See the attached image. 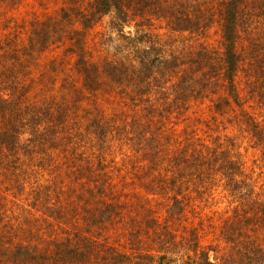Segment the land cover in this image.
Returning <instances> with one entry per match:
<instances>
[{"label":"trees","instance_id":"16d2710c","mask_svg":"<svg viewBox=\"0 0 264 264\" xmlns=\"http://www.w3.org/2000/svg\"><path fill=\"white\" fill-rule=\"evenodd\" d=\"M37 1L0 0V186L22 203L17 213L0 194V264H35L34 253L126 264L128 251L141 253L136 264H174L175 249L186 253L181 264H264V193L229 131L249 135L264 168V39L247 27L246 48L239 29L264 6ZM155 22L186 34L185 44L163 43ZM119 155L147 168L122 200L111 180ZM215 197L230 203L215 220L181 234L161 223L174 229Z\"/></svg>","mask_w":264,"mask_h":264},{"label":"rangeland","instance_id":"374dc122","mask_svg":"<svg viewBox=\"0 0 264 264\" xmlns=\"http://www.w3.org/2000/svg\"><path fill=\"white\" fill-rule=\"evenodd\" d=\"M32 1V0H31ZM40 0H38L37 2L39 3ZM54 0H44V3L48 6L47 8H57L55 6V3L53 2ZM61 1V0H59ZM187 2H190L191 0H186ZM251 1H253L256 4H262V6H264V0H248L249 3H251ZM34 2V1H33ZM36 2V4H37ZM35 4V5H36ZM36 7H38V4L36 5ZM43 9V8H42ZM41 9V10H42ZM261 9V8H260ZM259 11V10H258ZM247 17V16H245ZM243 17L244 19H242V22L239 24V29H240V35H241V40H240V45L244 44L246 45V48H249V30L252 33V35L257 39L258 38H262L264 39V37L262 36L264 34V14L261 13V17H254L251 20L247 19ZM112 21V17L108 16L104 19V25H107V27L111 24ZM156 24L152 27L153 31L155 33H158L161 35L163 43H165L166 45H173V44H177V47H182L185 43H183L184 37L188 38V36L186 34H182V33H172L171 30L169 29V27L167 26L166 23H164L163 25H161L159 22H155ZM249 27V30H247ZM13 28L7 29V31H11ZM101 27H99L94 33L101 31ZM246 30V31H244ZM127 31H131L129 28H126V32ZM94 33L92 34L90 41L93 42V36ZM189 40H187L188 43ZM248 42V43H246ZM241 49H245L243 47H241ZM244 51V50H243ZM245 73H242V81H244L245 79ZM111 110L110 107H108V111ZM168 117V116H166ZM204 118L209 117L208 114H205L204 116H202ZM173 119H176V117L173 115L172 117ZM260 120L263 121V118H261ZM264 123V122H263ZM181 125H183V123H181ZM174 131L175 134L178 135L179 132H181L182 130V126H179L178 124L176 126L173 127L172 129ZM230 133L234 136V138L236 139L237 142V146L239 147L240 153L242 154L243 157V161L245 164V169L246 172L249 174H252V170L254 171V177L256 179V187L257 190L260 193H264V168H262V164H261V158H260V153L259 151H257L256 149H254L250 143V137L247 133H243V131H240L238 128H230ZM198 133L200 135L203 134L202 130H198ZM117 161H118V165L122 166V170L118 171L117 169H115L114 171H111V180L112 178L114 179L115 182H117L116 185H118L116 187L117 190H119V194L122 196L121 200L124 199L125 194L129 193V195H131L133 193L132 189H131V180L132 178L138 177L139 174H144L147 173V168L143 166V169L138 168V167H134L132 165L134 164H141V162L139 161V159H137V161H129V157H126L125 155H119L116 157ZM127 160V161H125ZM146 168V169H145ZM41 183H45V180L42 179L40 181ZM0 194H2L5 199V203H7V205L11 208V206L13 205V209L16 210V212L18 213L19 208L21 207L22 203H18L17 201H15V197H13V191L9 190L7 188V186L5 185H1L0 186ZM124 190V191H123ZM126 192V193H125ZM118 194V192H116ZM110 196L111 193L109 194ZM7 199V200H6ZM71 203H69V207L71 208ZM68 205V204H67ZM199 207L196 209L195 215H188L185 217H181L177 223H176V227L173 229L171 223L167 220V219H162L161 223L163 225H169V228L173 231L176 230L178 234L181 233H188L190 231V229H193L195 227L199 226V223L202 219H208L211 218L213 220H215V218H218L220 216V214H222L224 211H226L229 207H230V203H228V201L225 199H220L219 197H215V199L213 198H207L205 200H203L200 204H198ZM30 208V207H29ZM157 208V207H156ZM34 210V208H31ZM39 215L42 216V213L38 212ZM82 214L83 211H81ZM35 216H38V214H36ZM26 220V224L31 223V220ZM79 221V218L77 219ZM43 222V221H42ZM131 224H135V223H131ZM119 227L120 225L117 224ZM40 227V224L38 222H36L35 225V229ZM43 230L41 232V236L44 237L43 239L48 240L52 237H49V233H50V228L45 227V224L42 226ZM205 227L209 228V225ZM151 234H147V231L145 234H142L144 237H148V236H154V234H156L154 231H150ZM52 234L55 235V232L52 231ZM157 235H161V236H165L168 237L169 234H157ZM187 235V234H185ZM127 237H130L129 235H126ZM184 237V236H181ZM178 237V240L181 238ZM126 239V238H125ZM37 241V240H34ZM123 241V240H122ZM125 241V240H124ZM159 241V240H158ZM39 242V241H38ZM145 244L148 243V239H145V241H143ZM210 241H206L205 243H209ZM204 243V244H205ZM173 253H168V255L171 257L172 260H174L175 258L178 257V261H176L174 264H181L182 260L180 259H185L187 260V258L183 255L186 253H180L177 252V249L173 250ZM119 254H124L126 256L129 257V260H127L125 263L126 264H136V262H142L141 260H139V254L141 253H132L131 251H128V253H119ZM165 254V253H160V255ZM191 255H193L194 253H190ZM228 256L230 255V253H227ZM242 253H239V255H241ZM34 255H38V257H41L40 259L34 261L35 264H71L72 262H61V263H54V261L51 259L49 260H45V256L44 253H34ZM218 255L220 257H225L226 253H218ZM232 257L235 256L237 258V256L235 254H231ZM65 259V258H64ZM63 260V259H62ZM94 264H100V262L98 261H94ZM147 262V261H146ZM75 264H77L74 261ZM30 264V263H29ZM102 264V263H101ZM148 264V262H147Z\"/></svg>","mask_w":264,"mask_h":264}]
</instances>
